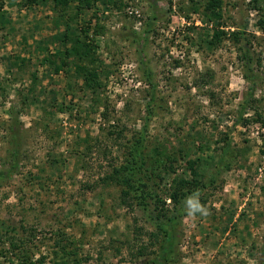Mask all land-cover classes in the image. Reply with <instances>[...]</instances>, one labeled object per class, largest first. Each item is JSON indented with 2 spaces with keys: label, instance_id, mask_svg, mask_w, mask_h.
<instances>
[{
  "label": "rangeland",
  "instance_id": "1",
  "mask_svg": "<svg viewBox=\"0 0 264 264\" xmlns=\"http://www.w3.org/2000/svg\"><path fill=\"white\" fill-rule=\"evenodd\" d=\"M113 1L71 22L49 0H0V220L21 240L13 253L0 241V264H154V226L134 199L123 203L124 185L103 177L131 144L151 159L157 147L167 159L151 167L146 190L169 214L171 179H190L189 160L207 177L228 137L230 167L203 191L207 215L192 205L181 215L172 264H262L264 0H221L226 36L214 46L206 0ZM89 20L82 60L65 58L57 74L41 65ZM78 65L97 72L100 88L83 87ZM10 110L18 151L7 175Z\"/></svg>",
  "mask_w": 264,
  "mask_h": 264
},
{
  "label": "trees",
  "instance_id": "2",
  "mask_svg": "<svg viewBox=\"0 0 264 264\" xmlns=\"http://www.w3.org/2000/svg\"><path fill=\"white\" fill-rule=\"evenodd\" d=\"M36 0H26L28 3H33ZM53 4V10L60 12V18L67 16V19L71 22L75 21L77 15L82 14L86 10H90L95 6L97 2L104 3V0H49ZM114 0L113 3L115 4ZM112 2V0H111ZM221 0H206L203 6L206 16L210 21L215 22V27L212 30L211 38L206 40L207 45L214 46L219 43L221 37L226 36L225 30H223L222 14H221ZM75 10L74 14L70 15L69 9ZM195 11V10H194ZM93 18H96V14H93ZM91 20L86 22V28L80 29V34L74 36L69 35L66 32L59 37V42L62 45H67L70 43L69 47L64 48L63 51L56 49L53 54L43 57L40 61L41 65H49L52 67L53 73L57 74L63 67L67 66L65 58L74 57L77 61L82 60V53L89 52L91 46L86 42V29H90ZM68 26H66L67 28ZM96 33V32H95ZM82 36V37H81ZM231 36L234 40L239 41L245 39L242 33L233 32ZM84 38V39H83ZM245 47L248 41L244 40ZM54 57H58L59 60L56 63ZM242 59H244V65L246 66L247 72H250V65L252 61L250 60L247 50L242 54ZM19 60V59H18ZM23 61V60H19ZM74 75L76 78L81 79L83 82V87L91 92L100 88V82L98 81V74L95 71L78 65L75 66ZM246 78L248 76L246 75ZM12 117L9 125L10 139L9 144V168L7 170V175L11 171L17 168V142H15L18 133L17 127V116L13 110H10ZM149 113V110H148ZM241 117V112L239 114ZM258 121L262 118L258 115ZM246 120L243 122V124ZM262 122H264L262 120ZM118 133V132H117ZM111 134V133H110ZM142 140V138L140 139ZM230 138L228 137L223 146L221 147L220 154L218 156L217 163L214 165L213 171L206 176H198L193 168V161L189 160L187 162L188 171L190 173V179H183L179 177H173L170 181L169 188L167 189V199L170 200L171 209L169 214L163 209V204L160 197L154 191L149 192L146 190L147 180L151 175V167L156 164L163 163L167 157L165 153L159 150L157 147H153L151 153V158H146L143 155L142 143L141 141L137 144H131L127 149V157L125 162L118 168H114L111 173L103 177L106 181H119L127 189L122 191L123 203L130 197L134 199L135 205L140 207L144 213L145 218L154 226L155 232L150 234V237L154 239L152 243H158V252L156 257L153 259L154 264H172L177 261L175 258V251L177 248L178 241V227L180 224L181 215L185 213L187 205H195L197 202H201V196L203 191L208 187L212 186L217 179L222 175L224 171H227L230 167V161L228 155L232 152L230 147ZM233 155V154H232ZM236 155V154H234ZM233 157V156H232ZM165 158V159H164ZM170 169L169 172H174L171 163L168 165ZM168 172V173H169ZM1 175V172H0ZM3 176H1L2 178ZM17 231L13 226H10L0 220V241L8 242V247L5 253H13V250H18L21 248V240L16 238ZM2 253V252H0ZM146 253V247L140 246L138 248L136 255L141 256ZM3 255V254H1ZM264 257V255H263ZM14 264H32L26 259L15 262ZM264 264V261H262Z\"/></svg>",
  "mask_w": 264,
  "mask_h": 264
},
{
  "label": "clouds",
  "instance_id": "3",
  "mask_svg": "<svg viewBox=\"0 0 264 264\" xmlns=\"http://www.w3.org/2000/svg\"><path fill=\"white\" fill-rule=\"evenodd\" d=\"M193 207L198 211L201 212L204 215H207V210L202 208V206L199 204V202H197L195 205H193ZM189 216H192L193 213L191 211H188Z\"/></svg>",
  "mask_w": 264,
  "mask_h": 264
}]
</instances>
